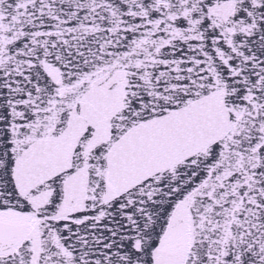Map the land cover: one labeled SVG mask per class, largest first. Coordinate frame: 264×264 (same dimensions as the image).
<instances>
[{"label":"snow or ice","instance_id":"1","mask_svg":"<svg viewBox=\"0 0 264 264\" xmlns=\"http://www.w3.org/2000/svg\"><path fill=\"white\" fill-rule=\"evenodd\" d=\"M0 264H264V0H0Z\"/></svg>","mask_w":264,"mask_h":264}]
</instances>
